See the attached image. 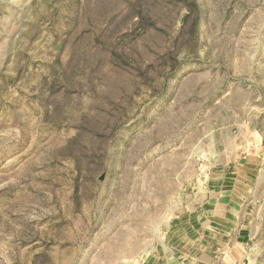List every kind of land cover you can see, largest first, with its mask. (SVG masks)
Returning a JSON list of instances; mask_svg holds the SVG:
<instances>
[{
	"label": "rangeland",
	"instance_id": "rangeland-1",
	"mask_svg": "<svg viewBox=\"0 0 264 264\" xmlns=\"http://www.w3.org/2000/svg\"><path fill=\"white\" fill-rule=\"evenodd\" d=\"M232 186L264 209V0H0V264H192Z\"/></svg>",
	"mask_w": 264,
	"mask_h": 264
},
{
	"label": "crops",
	"instance_id": "crops-1",
	"mask_svg": "<svg viewBox=\"0 0 264 264\" xmlns=\"http://www.w3.org/2000/svg\"><path fill=\"white\" fill-rule=\"evenodd\" d=\"M239 194L232 186V203L217 204L223 212L214 207L203 217V228L190 232L197 238L192 264H264V209L252 214Z\"/></svg>",
	"mask_w": 264,
	"mask_h": 264
}]
</instances>
